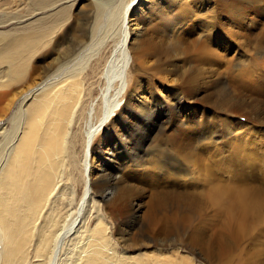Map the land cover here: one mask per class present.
<instances>
[{
	"label": "bare ground",
	"instance_id": "6f19581e",
	"mask_svg": "<svg viewBox=\"0 0 264 264\" xmlns=\"http://www.w3.org/2000/svg\"><path fill=\"white\" fill-rule=\"evenodd\" d=\"M136 1L27 0L24 10L19 6L22 14L14 26L20 32L0 31V264H28L30 256L42 259L41 264H52L59 241L77 220V209L85 192L94 193L100 202L96 207L97 211L101 209L99 221L85 236L89 237L85 246L96 247L80 260L72 262L70 258V264H108L102 253H106L107 249L103 248L109 246L113 233L120 242L141 249L164 250L176 244L173 231L152 226L154 211L163 196L144 215L140 204L144 195L142 183L136 184L134 180L133 184L119 175L122 159L127 160L123 155L129 153L128 161L134 163L144 161L140 148L146 149L155 140L162 122L154 109H145L148 102L142 104L143 95L157 88L155 79L160 83L170 82L174 85L172 92L179 95L180 83L187 82V77L192 75L184 71L182 63L175 65L177 60L173 55L169 57L158 43L149 40L166 28L145 29L144 32H149L145 39L129 41V35L139 34L145 25L136 13ZM178 5L161 16L165 27L169 25L172 30L184 25L183 18L180 21L181 16L172 14L173 11L178 9L183 13L190 8ZM230 5L227 7L231 8ZM237 8L236 17L251 21L250 26L240 19L249 38L262 39L253 49L264 48L263 14L256 17L248 8ZM163 9L160 8L161 12ZM27 16L28 23L20 25V20ZM10 19L1 17L0 25L11 22ZM193 43V52L204 57L207 51L202 52L198 38ZM188 47L181 45L182 51ZM171 52H177V46ZM188 61L191 62L187 58ZM208 65L211 70L212 64ZM212 78L211 87L221 85L219 78ZM221 86L223 92H216L220 97H230L242 105L251 104L245 103L242 94L237 97L238 92L237 96L227 94L230 92L227 84L222 82ZM254 89L259 94L255 93L254 102L264 109V86ZM182 94L181 97L192 102L201 99L199 92ZM95 97L98 100L93 108ZM135 98L141 103L135 104ZM106 99L108 112L104 117ZM178 99L179 96L174 104L175 114L180 108ZM258 118H264V114ZM117 137L124 142L117 145L114 141ZM173 142L180 148L179 141ZM112 146L114 150L110 154ZM228 193L226 188L218 187L214 196ZM168 197L176 205L185 200L181 194ZM261 207L260 202L253 201L246 203L245 208L258 211ZM118 240L115 241L119 243ZM76 241L79 242L75 239L72 246H76ZM166 261L161 264H171Z\"/></svg>",
	"mask_w": 264,
	"mask_h": 264
},
{
	"label": "rangeland",
	"instance_id": "374dc122",
	"mask_svg": "<svg viewBox=\"0 0 264 264\" xmlns=\"http://www.w3.org/2000/svg\"><path fill=\"white\" fill-rule=\"evenodd\" d=\"M26 1L0 0V21L1 17L3 20L12 18L11 22L0 25V31L20 32L14 26L18 16L26 8V5L23 6ZM160 1H136V13L145 25L139 34L129 35V41L135 43L138 39H145L151 27L153 30L166 28L163 33L158 36L152 35L149 40L158 43L160 50L169 57L173 55V59L177 60L175 65L182 63L184 71L192 75L187 77V82L180 83L179 95H176V91L172 92L173 84L160 83L157 79H155L157 88L143 95L145 98L141 101L142 104L148 102L145 109H154L162 122L157 127L158 134L155 140L146 149L140 148L141 155L144 154V161L135 163L128 161L129 153L123 155L127 160L118 157L123 161L119 175L133 184L134 180L136 184L142 183L144 195L140 204L144 215L156 199L164 198L154 211L152 226L163 231H173L176 244L164 250H159L158 247L141 249L120 242L118 235L114 233L111 235L109 232L111 243L103 248L104 251L107 249L106 253L101 252L103 260L108 264H161L166 260L171 264H264V118H258L263 116L264 109L254 102L258 94L254 87L264 86V48L254 50L261 44L262 39L256 37L251 40L240 19L243 24L250 26L251 21L243 19V16L239 19L234 15L237 7H244L248 8L249 12H254L256 17L263 14L264 19V0ZM178 4L190 8L184 11L185 13H179L178 9L173 11L172 14H178L179 18L181 16L180 21L183 18L184 25L180 24L178 30H172L169 25L165 27L161 16H166L171 9L177 8ZM228 4H231V8L227 7ZM128 7H132V4ZM160 8L161 10L164 8V12H161ZM172 14L171 18L174 19ZM20 21V25L27 24L28 16ZM205 24L209 25V29L204 28ZM145 29L149 30L144 32ZM213 30L214 32L210 34ZM253 32L256 33L257 29ZM197 38L201 46L203 45L202 52L207 51L204 57L192 50L193 42ZM181 45L189 47L182 51ZM176 46L177 52H171ZM212 51L215 52L213 55ZM187 58L191 60L190 63L187 62ZM209 63L212 64L211 70ZM199 74L205 76L204 80ZM191 77H194V80H191ZM212 77L219 78L221 85L222 82L228 85L230 92L227 94L231 96L239 94L237 97L242 94L246 97L245 103L251 104L242 105L230 97L217 95L216 92L222 93L223 88L221 85L211 87L209 83ZM249 79L252 86L248 85ZM193 92H199L198 97L201 98L199 101L192 102L181 97L182 93L192 95L190 93ZM178 96L177 107L180 108L178 114H175L173 110ZM97 100L98 97H95L93 108ZM134 101L135 104L141 103L136 98ZM103 108L106 109L105 117L108 112L107 99L103 103ZM114 141L118 143L117 145L124 142L118 137ZM173 141H179L180 148L177 149ZM113 150L112 146L109 153L112 154ZM97 172L101 170L97 169ZM85 174H88V168ZM82 187L84 188V184ZM218 187L226 188L229 193L226 196H214V191ZM170 194H181L185 196V200L181 205H176L172 203L171 197H168ZM253 201H258L262 205L258 211H249L245 208L246 203ZM103 202L104 200H101V203ZM98 203L100 202L97 195L85 192L77 209V220L68 227L59 241L52 264L64 262L70 264V258L73 259L72 262L80 260L96 247L85 246L89 240V237L85 236H88L87 231L93 229L99 221L101 209L97 211ZM92 204L95 208L91 207ZM108 226L107 231H110V225ZM75 239L79 242L76 241L77 244L73 247L71 243ZM33 248L34 246L30 248V253ZM42 262V259H32L30 256L28 264Z\"/></svg>",
	"mask_w": 264,
	"mask_h": 264
}]
</instances>
